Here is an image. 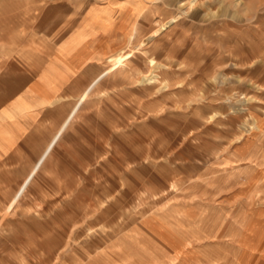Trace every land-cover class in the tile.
Masks as SVG:
<instances>
[{
  "label": "rangeland",
  "instance_id": "374dc122",
  "mask_svg": "<svg viewBox=\"0 0 264 264\" xmlns=\"http://www.w3.org/2000/svg\"><path fill=\"white\" fill-rule=\"evenodd\" d=\"M92 4L132 19L67 117L89 153L20 198L0 168V264H264V0H0V33L49 47Z\"/></svg>",
  "mask_w": 264,
  "mask_h": 264
},
{
  "label": "crops",
  "instance_id": "0c3cea01",
  "mask_svg": "<svg viewBox=\"0 0 264 264\" xmlns=\"http://www.w3.org/2000/svg\"><path fill=\"white\" fill-rule=\"evenodd\" d=\"M104 6L107 5L88 6L49 47L30 46L26 42L14 46L12 39L16 36L0 33V168L8 167L18 176L16 186L9 190L14 192L10 198L32 172L19 198L36 176L49 171V166L68 168L69 156L60 152L89 153L90 133L87 131L85 149L81 146L84 126L74 122L86 100L67 117L80 94L102 70L105 58L123 48L132 19L128 10H124L126 14L115 12L109 20L103 16L90 19V8L93 11ZM109 69L97 80L107 75ZM86 157L88 166L89 154ZM70 166L73 176L74 164ZM58 181L74 182V179Z\"/></svg>",
  "mask_w": 264,
  "mask_h": 264
},
{
  "label": "bare ground",
  "instance_id": "6f19581e",
  "mask_svg": "<svg viewBox=\"0 0 264 264\" xmlns=\"http://www.w3.org/2000/svg\"><path fill=\"white\" fill-rule=\"evenodd\" d=\"M114 62H115L114 65H116V66H117V65H120V66L123 67V66L126 64V62L123 60L122 57L117 58ZM143 79H144V77L141 78L140 81H142ZM152 80H153V79H147L148 82H153ZM145 83H146V82H145Z\"/></svg>",
  "mask_w": 264,
  "mask_h": 264
}]
</instances>
